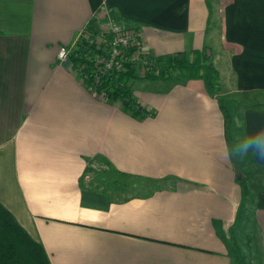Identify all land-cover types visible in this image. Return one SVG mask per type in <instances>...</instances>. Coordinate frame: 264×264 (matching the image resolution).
Masks as SVG:
<instances>
[{
    "label": "crops",
    "instance_id": "crops-1",
    "mask_svg": "<svg viewBox=\"0 0 264 264\" xmlns=\"http://www.w3.org/2000/svg\"><path fill=\"white\" fill-rule=\"evenodd\" d=\"M216 1L209 24L207 0H0V204L49 264H233L228 125L264 143V0ZM93 16L135 29L153 56L206 47L216 98L200 79L129 80L143 119L97 98L56 56ZM101 167L113 177L91 184ZM253 224L264 264V187Z\"/></svg>",
    "mask_w": 264,
    "mask_h": 264
},
{
    "label": "trees",
    "instance_id": "trees-1",
    "mask_svg": "<svg viewBox=\"0 0 264 264\" xmlns=\"http://www.w3.org/2000/svg\"><path fill=\"white\" fill-rule=\"evenodd\" d=\"M97 37L101 39L98 45L95 43ZM111 38L112 34L109 31L100 29L97 17H90L69 47L66 60L78 73L82 84L94 96L107 102L118 101L122 111L130 117L143 119L152 117L153 112L137 102L128 84L129 80L181 82L200 79L207 94L215 97L218 74L206 47L190 50L189 54L176 51L154 56L148 52H136L132 55L133 48L127 47L122 49L125 59L121 61L120 69L114 67L104 69L99 59L110 55ZM139 71H143L142 74H138ZM219 107L223 118L226 119L221 100ZM237 181L241 183V178L239 177ZM213 224L218 235L222 236L217 223ZM222 238L232 263L244 264V257L234 244L232 236ZM227 239L232 242L228 244ZM0 264H49L41 244L34 240L1 204Z\"/></svg>",
    "mask_w": 264,
    "mask_h": 264
},
{
    "label": "rangeland",
    "instance_id": "rangeland-1",
    "mask_svg": "<svg viewBox=\"0 0 264 264\" xmlns=\"http://www.w3.org/2000/svg\"><path fill=\"white\" fill-rule=\"evenodd\" d=\"M207 3L209 4L211 13L210 24L212 22L214 23L216 19L214 10L216 9L215 6L217 1L207 0ZM140 72L143 71H139L138 74H140ZM248 97L251 100V103H254L253 101H256V99L259 100L258 96L253 97L249 95ZM226 106L227 104L225 103V108ZM227 115H229V113ZM228 117H230V115ZM235 122L236 123L234 124L231 123L232 126L231 124L228 125V135L230 137L229 143L231 151L239 152L244 143L241 138L240 120H236ZM250 155L251 153L243 158L238 156L235 157V160H237V164L239 165L238 174L241 178V184L237 181L240 188V203L236 210L237 215L234 219L236 226L232 231L234 233H232V239L244 257V264H261L257 252V237L253 224V197L257 189L264 187V171L251 161ZM110 177H113V175L107 167L105 171L95 172L90 183L107 182ZM227 236H229V234ZM227 242L229 244L232 240L229 241L227 239Z\"/></svg>",
    "mask_w": 264,
    "mask_h": 264
},
{
    "label": "built area",
    "instance_id": "built-area-1",
    "mask_svg": "<svg viewBox=\"0 0 264 264\" xmlns=\"http://www.w3.org/2000/svg\"><path fill=\"white\" fill-rule=\"evenodd\" d=\"M104 31H109L112 34L111 42L109 43L111 52L107 58H100L99 62L103 65L104 69L114 67L115 69L121 68V61L125 59L124 48H133L132 55L136 52L145 53L142 48L140 37L137 31L133 28L123 27L118 24H107ZM100 38L95 39V43L98 45ZM69 47L60 46L56 52V56L59 60H65L67 57Z\"/></svg>",
    "mask_w": 264,
    "mask_h": 264
},
{
    "label": "clouds",
    "instance_id": "clouds-1",
    "mask_svg": "<svg viewBox=\"0 0 264 264\" xmlns=\"http://www.w3.org/2000/svg\"><path fill=\"white\" fill-rule=\"evenodd\" d=\"M249 153L256 156L258 159H264V143H257L255 146L251 141L245 142L239 152L227 151L226 157H240L243 158Z\"/></svg>",
    "mask_w": 264,
    "mask_h": 264
}]
</instances>
